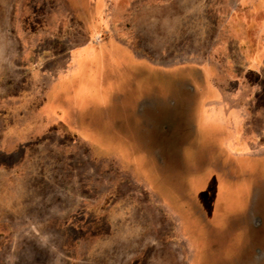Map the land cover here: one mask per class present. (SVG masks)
Wrapping results in <instances>:
<instances>
[{"label":"rangeland","instance_id":"374dc122","mask_svg":"<svg viewBox=\"0 0 264 264\" xmlns=\"http://www.w3.org/2000/svg\"><path fill=\"white\" fill-rule=\"evenodd\" d=\"M92 3L0 0V264H188V237L199 242L194 264L264 260V155L236 169L243 191L233 190L231 197L213 203L201 199L197 192L205 185L203 173L211 170L218 142L210 137L214 131L200 127L193 94L187 113L163 115L161 123L167 125L156 132L176 129V137L169 140L167 162L155 169L153 145L130 146L135 141L130 128L140 121L136 100L141 94L179 95L196 84L195 67L137 69L129 82L109 86L107 76L97 78L98 65L91 66L99 62V50L89 45L72 54L88 39L84 16ZM172 5V26L180 30L174 37L181 42L173 51L176 63L219 55L218 42L244 36L251 43L264 40L263 1L173 0ZM237 25L247 33L237 35ZM223 52L233 54L239 72L238 51ZM59 77L55 94L64 92L87 106L74 123L92 128L102 141L96 152L122 149L134 156L135 174L114 157H96L89 145L58 127L6 145L10 124L40 123L46 90ZM245 83V89L258 85L254 77ZM255 111L261 114L251 132L259 144L252 155L259 157L264 97ZM122 134L127 138L116 143ZM230 161L226 157L225 163ZM254 215L262 221L257 228ZM257 250L263 255L254 256Z\"/></svg>","mask_w":264,"mask_h":264},{"label":"crops","instance_id":"0c3cea01","mask_svg":"<svg viewBox=\"0 0 264 264\" xmlns=\"http://www.w3.org/2000/svg\"><path fill=\"white\" fill-rule=\"evenodd\" d=\"M81 1L86 0H70L74 4ZM262 1L264 2L260 0L261 3ZM172 4L173 0H93L85 14L88 40L72 48V54L89 45L94 50H99V62H93L91 66L98 65L97 78L105 79L107 76L106 82L111 87L132 80L137 69L172 71L174 68L188 70V66L195 67L196 84L190 85L191 88L189 85L185 86L184 89L179 90V95L173 96L167 93L163 99L149 93V95L138 96L136 100L138 112L135 116L141 124L138 122L137 126L134 124L131 126V137L135 141L133 145H129L132 147L145 143L153 145L150 156H153L154 168L159 169L161 163L168 160L166 157L169 140L176 137L174 132L176 129L168 132L167 127L168 134L164 138L162 136L167 132L162 134L156 132L163 125H167L161 123L163 115L176 112L184 114L185 111L187 113L188 107L193 102L191 98L188 99L189 96L197 95L200 108L198 123L205 130L214 131L211 132L210 137H214L218 142L215 155L210 157L211 170L203 173L206 182L197 195L213 203L221 196L231 197L233 190L243 191V186L236 182V169L243 161H250L249 158H260L264 155V150L260 151L262 155H258L259 157L252 155L257 151L254 147L259 142L251 132L254 130V120L261 114L255 111V104L264 97V40L261 36L260 41L251 43L244 36L243 39L240 37L241 41L218 42L214 46H217L216 50H222L218 52L219 55L214 53L213 57L203 58L195 63H176L173 61V51L180 49L181 42L180 38L174 37V33H179L180 30L172 26ZM237 26L240 28L239 31L236 26L233 28L237 35L247 33L245 26L243 29ZM230 49L237 50L239 53L242 61L239 72L235 66V60L233 61V54L223 52ZM248 77L257 79L258 85L254 89L253 87L244 88ZM59 79L60 77L46 90L45 98L37 114L40 123L27 122L20 126L10 124L6 134V145L14 147L24 139L37 134L44 135L50 129L58 127L64 129L76 140L89 145L96 157H114L123 167H127L135 174L139 169L133 161L134 156L125 153L122 149L111 148L103 154L96 152V148L101 146L102 141L91 132L92 128L81 129L74 123V119L87 106L77 105L64 92L55 94ZM182 99L184 102L180 101ZM162 100L166 102L164 107L161 105ZM258 125L260 131H263L264 124ZM127 136L124 138L123 134L119 135L114 141L117 143L118 140L119 143ZM137 137H143V139L139 141ZM226 157L229 161L232 160L231 163H225ZM255 216L252 221L253 227L257 228L261 226L262 221L258 215ZM187 241L191 243V257L188 264H194L200 250L197 247L199 242L196 238L190 239V237ZM262 255L263 253L259 250L254 251V256ZM253 264H264V260Z\"/></svg>","mask_w":264,"mask_h":264},{"label":"flooded vegetation","instance_id":"af4514ba","mask_svg":"<svg viewBox=\"0 0 264 264\" xmlns=\"http://www.w3.org/2000/svg\"><path fill=\"white\" fill-rule=\"evenodd\" d=\"M69 1H70V0H69ZM71 3H72V2H71ZM73 4H74V3H73ZM75 4H77V3H75ZM75 4H74V5H75ZM84 17H85V16H84ZM85 24H86V22H85ZM87 40H88V39H87ZM97 40H99V38H98ZM85 42H86V41H85ZM85 42H84V43H85ZM78 46H79V45H78Z\"/></svg>","mask_w":264,"mask_h":264}]
</instances>
